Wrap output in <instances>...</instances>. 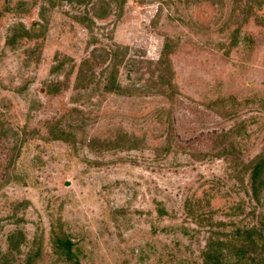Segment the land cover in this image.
<instances>
[{"label": "rangeland", "instance_id": "obj_1", "mask_svg": "<svg viewBox=\"0 0 264 264\" xmlns=\"http://www.w3.org/2000/svg\"><path fill=\"white\" fill-rule=\"evenodd\" d=\"M258 155L264 0H0V264H202Z\"/></svg>", "mask_w": 264, "mask_h": 264}, {"label": "trees", "instance_id": "obj_2", "mask_svg": "<svg viewBox=\"0 0 264 264\" xmlns=\"http://www.w3.org/2000/svg\"><path fill=\"white\" fill-rule=\"evenodd\" d=\"M171 43V40H169L168 38L165 39L162 48V55L160 57L161 63L165 62V59L170 54L172 50ZM114 65H116V63ZM60 66V64H57V66H54L53 69L59 68ZM115 73L116 72L114 71L110 72L108 83L106 85V89L108 90H111L114 84L116 85V90L119 89V85L115 83ZM58 88L59 87L56 85H51L48 86V91L56 92ZM229 132L230 131H228V133ZM228 133H222L221 136L225 137ZM121 137L122 139H125V136ZM63 138L66 139L65 137ZM135 145L136 143L133 142L132 147H135ZM234 146V142L229 141L227 143V147L225 146V149L222 152H225V155H232V149L234 148ZM232 158L234 157L232 156ZM232 163H235V161H233ZM263 167L264 156L258 155L253 161H251L249 172L250 188L253 197L257 200H259L260 194L264 190ZM239 207L240 205L238 207H230V212L232 214H236V208L238 209ZM159 212L162 213L163 210L159 209ZM190 212V214L194 215L193 211ZM18 233L19 235L21 234L20 232ZM219 234L223 233L220 232L218 233V235ZM227 236H230L229 239L209 237L205 248L202 250V264H264L263 223L259 225L253 224L252 226H243L242 228H236L235 231H233L230 235L227 234ZM11 242H13V240H11ZM17 243H10V249L16 248L15 250H17ZM53 245L56 253L62 260L70 264H79L78 254L74 249V242L71 240V238L62 235L56 236V238H53ZM232 258L234 259L232 260Z\"/></svg>", "mask_w": 264, "mask_h": 264}]
</instances>
